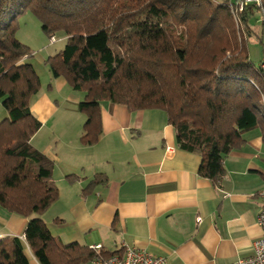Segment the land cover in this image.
I'll list each match as a JSON object with an SVG mask.
<instances>
[{"label": "trees", "instance_id": "trees-1", "mask_svg": "<svg viewBox=\"0 0 264 264\" xmlns=\"http://www.w3.org/2000/svg\"><path fill=\"white\" fill-rule=\"evenodd\" d=\"M24 11L37 16L48 37L67 39L47 62L54 77L85 92L83 144L100 137L104 100L130 111L164 110L178 146L200 155L199 173L214 182L225 175L228 154L246 143V131L259 130L264 142V69L249 48L258 12L264 30V0L242 10L236 0H0L7 111L0 121V207L29 218L23 237H0V264H32V255L40 264H89L97 254L54 235L40 216L59 188L54 161L32 142L43 125L32 110L41 81L26 60L31 48L18 38ZM105 179L98 173L85 190Z\"/></svg>", "mask_w": 264, "mask_h": 264}, {"label": "crops", "instance_id": "crops-1", "mask_svg": "<svg viewBox=\"0 0 264 264\" xmlns=\"http://www.w3.org/2000/svg\"><path fill=\"white\" fill-rule=\"evenodd\" d=\"M60 107L45 91L32 103L43 121L34 135L43 133L42 138L32 142L54 161V178L61 182L56 202L62 212L40 214L54 235L101 243L110 251L126 243L166 257V264H232L255 254L264 207L259 130L244 133L246 143L228 154L226 173L214 182L199 173L202 157L178 146L164 110L130 111L104 100L102 132L86 145L80 140L86 115L79 110L80 117L60 123L67 112ZM54 118L59 124L51 130L47 125ZM98 173L107 179L86 191ZM28 221L0 207V237H23ZM31 263L40 264L33 255Z\"/></svg>", "mask_w": 264, "mask_h": 264}, {"label": "rangeland", "instance_id": "rangeland-1", "mask_svg": "<svg viewBox=\"0 0 264 264\" xmlns=\"http://www.w3.org/2000/svg\"><path fill=\"white\" fill-rule=\"evenodd\" d=\"M252 23L256 25L258 35H255L250 40V55L254 64L259 66L264 50V30L262 27L260 12L256 13V16L252 19ZM18 38L27 44L33 52V54L30 55L26 60L34 66L40 77L41 92H48L57 104L67 110L65 116L61 119H58V121L63 123L75 120L76 118L80 117L81 112H79V102L85 97V92L72 88L71 84L65 77H54L47 62L49 56L55 55L64 48L67 41L64 34H57L53 38L48 37V35L43 31L42 23L37 18V16H35V14H33L31 11H24L19 17ZM76 108L78 109L77 111L74 110ZM83 115L85 116V114ZM6 116L7 111L3 105V99L0 97V121ZM55 118L50 120L47 125L51 130H53L51 126L59 124L56 123ZM79 125L80 122H77L74 127L76 128ZM43 131H47V128L45 127ZM63 131L66 132V130ZM42 136L43 133H41L39 136H35L34 138L37 141V139L42 138ZM56 183L58 184L57 186L61 185L60 181H57ZM55 202H53L43 214L46 216L50 215L51 217H55L57 214L56 212H62L63 205L60 202ZM63 214L68 216L67 211Z\"/></svg>", "mask_w": 264, "mask_h": 264}, {"label": "built area", "instance_id": "built-area-1", "mask_svg": "<svg viewBox=\"0 0 264 264\" xmlns=\"http://www.w3.org/2000/svg\"><path fill=\"white\" fill-rule=\"evenodd\" d=\"M250 3L260 5L261 0H236V5L240 10L244 9ZM260 65L264 69V55ZM259 195L264 200V188L259 191ZM197 220L201 221V217ZM257 222L262 234L255 240V254L248 258L238 259L232 264H264V207L258 215ZM102 247L103 245L101 243L90 245V248L94 249L97 254L89 264H166V257L156 256L144 248L135 247L126 243L120 249L109 255L101 253L100 250Z\"/></svg>", "mask_w": 264, "mask_h": 264}]
</instances>
